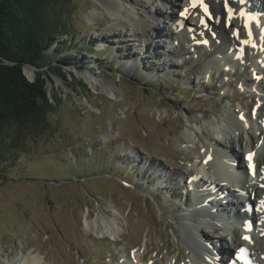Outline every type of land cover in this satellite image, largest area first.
Returning a JSON list of instances; mask_svg holds the SVG:
<instances>
[{
  "label": "rangeland",
  "instance_id": "obj_1",
  "mask_svg": "<svg viewBox=\"0 0 264 264\" xmlns=\"http://www.w3.org/2000/svg\"><path fill=\"white\" fill-rule=\"evenodd\" d=\"M101 1L69 0L68 34L45 52V64L53 63L39 72L49 77L48 96L55 106L46 124L12 123L6 134L10 140L0 141V264L5 258L15 261L31 247L43 256L44 264H128L124 255L135 246L131 257L144 254L146 264H171L178 254L180 263L200 261L180 218L185 211L182 202L191 198L183 179L199 158L209 157L212 145L199 132L184 136L188 128L179 109L201 119L206 114L220 127L228 115L242 119L235 114L240 104L252 108L249 122L259 138L255 147L261 146L255 153L263 154L264 131L257 132L264 115L261 86L240 87L235 81L221 87L226 80L221 81L218 71L223 67L216 69L212 84L204 78L187 83L193 77V56L186 50L174 55L178 47L170 48L176 43L169 38L154 48L144 42L146 37L127 36L116 29V19ZM154 1L146 6L156 10L155 23L166 31L171 6ZM62 49L68 50L65 60H60ZM130 59L137 64L125 71L123 65ZM261 67L263 63L257 66ZM26 71L32 79L37 70ZM82 72L112 80L117 95L109 97L89 86ZM247 73L253 75L248 69ZM259 75L264 83V74ZM201 84L207 92L196 95ZM111 128L115 135L109 133ZM248 147L245 140L232 142L238 161H244ZM112 208L124 219L121 240L82 230L80 221L87 210L91 216L107 217ZM254 215L256 220L263 217ZM210 227L199 226V239L227 248L228 237L217 239ZM260 243L256 247L264 250ZM252 255L264 264V251Z\"/></svg>",
  "mask_w": 264,
  "mask_h": 264
},
{
  "label": "bare ground",
  "instance_id": "obj_2",
  "mask_svg": "<svg viewBox=\"0 0 264 264\" xmlns=\"http://www.w3.org/2000/svg\"><path fill=\"white\" fill-rule=\"evenodd\" d=\"M147 1L149 0H103L101 4L103 8L108 10L116 19V29L120 31L124 30L128 33L127 36L131 38L138 37L141 40L146 37L144 42L147 46L154 44V48L164 45V41L167 42L169 38L170 42L176 43L178 47L174 55L181 56L180 53L183 54L186 50L187 54L193 56V63L195 65L190 69V75H193V77L189 76L187 78V83L191 82L190 79L197 78H204L211 81V71L223 67L222 71L219 73L221 81L224 79L226 81L224 83L221 82V87H227L228 80L232 79L241 82L243 86H253L257 83L264 91V83L258 79L259 74H264V69L261 71L256 66L258 62L259 64L261 63V65L263 63L264 66V26L259 22L257 24L258 28L253 30L252 26L245 23L244 13L240 12L239 6L236 11L230 15L228 11L229 7L233 6L232 0H224L222 2L212 0L206 12H202L198 6H195L192 0H175V2H171V0H158L163 6L165 4L171 6V11L167 17L168 19L165 20L169 24L166 23V31H161L159 25L155 23L159 15L156 10L153 11L147 8ZM262 1L263 0H249L252 6H246L245 8L253 12L257 10L256 12L260 14L261 12L259 10L264 11V5L263 7L259 5ZM150 3H152V1ZM93 15V13L90 14V18H92ZM182 15L190 17L191 20L197 19L198 21L195 24H191L194 26H190L188 25L190 22L183 21ZM201 16H205L204 23H199ZM205 23H207V26H205ZM184 46H186V48ZM136 64L137 60L130 59V61L128 60L124 63L123 69L128 71ZM226 65L228 70H226ZM247 67L251 68L253 75L247 73ZM223 70L226 71L223 72ZM81 77L89 86L95 89L99 88L107 96L114 97L117 95V89L112 80L87 72H82ZM206 92V86L201 84L196 95ZM262 99L264 100V98ZM261 106L264 108L263 105ZM240 108L244 109L246 107L241 104ZM178 115L185 127L188 128L184 132V136L187 135L189 138L193 133L196 134L199 132L211 143V149L214 148L225 152V159L222 158L217 151L210 150L208 152L210 157L209 161H204L203 163L208 169L206 172L204 171V166L201 168H197L196 166L194 168V171H200L198 177L209 178L210 174H213V177L216 179L215 181L209 182V184L207 181H200V183H207V188L210 187L211 190V192L206 193L205 196L204 194H200L201 191L199 189H197L198 191L194 190L197 195L200 194V196H202L200 201H204V204H206L208 197L213 194L211 200L217 199L219 206H221V201L226 200L225 196L231 194L234 199L231 207L236 210V215H239V217L242 216V214L245 215L246 218L250 220V223H252V219L254 222H258V219H255L254 212H248L245 209L246 204L250 202L254 203V205H256V203H261L264 207V203H262L264 202V197L261 196L262 188L260 186L263 184L264 187V172H261V167L264 163V151L262 156L259 154V151L257 153L258 155L255 153V145H257L256 142L259 141L257 140L259 139L257 138L258 136L255 134L256 129L253 130V127L248 126L245 122L241 123L238 120L232 119L229 115H226L227 117L222 120L223 123L220 127L214 126L206 114H204L203 119H201L192 117L182 109H179ZM246 117L249 118V115L246 114ZM257 132L258 134H263L262 129L257 130ZM109 133L115 135L112 128ZM244 140L247 142V146H249L248 149L245 148L244 153H249L252 156L251 173L254 174L255 170L257 172L252 182L247 178L246 171L243 167L247 166L249 161H238V154L234 151V148H232L233 141H238L240 144ZM124 141L130 146L129 142L127 143L126 140ZM233 160L239 168L236 176L229 175V173H232L230 172V162ZM148 165L150 166L152 164L150 163ZM147 170L149 169H146V171ZM221 174L225 176L222 180L218 179L223 176ZM221 182H227L228 187ZM254 185H256V187H254ZM195 187L197 188L198 186ZM241 191L246 193L245 196H247L248 199H240L242 196L240 194ZM196 203L193 202L191 204L189 201L184 200L182 205H184L185 211L180 214V218H183L185 222V226L183 227L184 233L190 237L193 245L199 250L200 261L194 264H222L223 258L227 255L232 258L234 254L236 257L240 258L237 249L246 242V240H240V236L249 235L250 231L245 228L244 224L243 228L240 226L239 229L234 228L232 230V228L228 227L227 230L230 231H225L221 228V222H217V220L214 219L212 212H223L229 209V207L218 209L216 206L218 204H213L215 208L209 204L211 211L208 209L202 214L199 210L195 209L196 206L194 204ZM222 214H224V212ZM199 218H206L208 220L211 227L215 228L214 233H217L218 239H222L224 235H231L230 244L227 245V248H224V246L220 244L216 250L215 246L211 247L210 242H205L203 238L199 239L201 234L200 232L197 233V230L201 224H204ZM80 224L85 233H90L100 238L109 237L112 240H118V238L121 240L122 231H126L124 219L119 212L113 208L111 209V214L107 215V217L102 213H96L94 216H91L89 210H87ZM258 241L259 243H264V237L260 231L258 232L257 242ZM256 245L257 244L252 247V251L262 253L263 249L258 246L256 247ZM214 251L215 254H213ZM179 255L180 254L172 260V264L178 262ZM143 258V254L132 260L129 258L128 264H146L144 262L142 263V261H144ZM42 261L43 256L35 252L33 247L21 253L15 261L8 258L4 260L5 264H44Z\"/></svg>",
  "mask_w": 264,
  "mask_h": 264
},
{
  "label": "trees",
  "instance_id": "obj_3",
  "mask_svg": "<svg viewBox=\"0 0 264 264\" xmlns=\"http://www.w3.org/2000/svg\"><path fill=\"white\" fill-rule=\"evenodd\" d=\"M68 2L0 0V141L10 140L6 134L12 123L32 121L36 127L44 126L55 108L48 96L49 77L39 71L53 63L45 64V52L59 44V36L68 34ZM67 53L62 49L60 60H65ZM26 64L37 70L32 80L23 72Z\"/></svg>",
  "mask_w": 264,
  "mask_h": 264
},
{
  "label": "water",
  "instance_id": "obj_4",
  "mask_svg": "<svg viewBox=\"0 0 264 264\" xmlns=\"http://www.w3.org/2000/svg\"><path fill=\"white\" fill-rule=\"evenodd\" d=\"M28 69H30V70H35L36 68H35L34 66L30 65V64H26V65L24 66V68H23V72H24V74L26 75V77H27L28 79H30V78L27 76V74H26V70H28ZM34 77H35V75H33L32 79H34ZM32 79H30V80H32ZM47 84H48V87H50V84L48 83V81H47ZM49 90H50V88H49ZM51 90H52V89H51Z\"/></svg>",
  "mask_w": 264,
  "mask_h": 264
},
{
  "label": "snow or ice",
  "instance_id": "obj_5",
  "mask_svg": "<svg viewBox=\"0 0 264 264\" xmlns=\"http://www.w3.org/2000/svg\"><path fill=\"white\" fill-rule=\"evenodd\" d=\"M248 158H249V160H251V154L249 155V157H248ZM249 167L251 168V167H252V165L250 164V165H249ZM262 203H264V202H262ZM246 239H247V238H246ZM241 251H243V249H241Z\"/></svg>",
  "mask_w": 264,
  "mask_h": 264
}]
</instances>
